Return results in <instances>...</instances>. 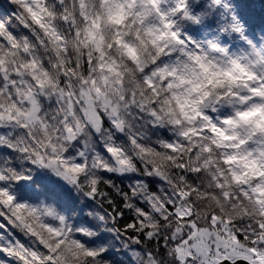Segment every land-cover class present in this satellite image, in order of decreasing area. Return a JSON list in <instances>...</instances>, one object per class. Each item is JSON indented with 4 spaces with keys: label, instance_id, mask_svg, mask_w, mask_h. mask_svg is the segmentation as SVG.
Here are the masks:
<instances>
[{
    "label": "snow or ice",
    "instance_id": "snow-or-ice-1",
    "mask_svg": "<svg viewBox=\"0 0 264 264\" xmlns=\"http://www.w3.org/2000/svg\"><path fill=\"white\" fill-rule=\"evenodd\" d=\"M110 2L124 7V19L111 40L101 34L99 46H84L96 36L95 9ZM159 2L0 5V264H264V218L233 215L223 203L257 200L261 178L226 185L236 146L210 144L208 129L194 135L165 110L162 89L207 53L172 28V14L189 15L185 0L168 12ZM228 103L208 100L206 109ZM202 115L192 128L223 126ZM149 125L176 136L150 135ZM113 172L135 175L122 176L125 184ZM34 193L42 194L36 203ZM103 231L113 239L102 241ZM117 239L131 259L105 258Z\"/></svg>",
    "mask_w": 264,
    "mask_h": 264
},
{
    "label": "clouds",
    "instance_id": "clouds-1",
    "mask_svg": "<svg viewBox=\"0 0 264 264\" xmlns=\"http://www.w3.org/2000/svg\"><path fill=\"white\" fill-rule=\"evenodd\" d=\"M95 11L98 12L99 22L92 32L96 36L89 33L87 39L82 41L84 46H90L89 41L98 45L101 34L103 38L111 40L116 26L125 17L124 7L120 3L110 2ZM70 43L75 44V41ZM131 51L126 49L127 55L131 56ZM114 54L119 56L120 50L116 49ZM250 73L248 64L238 59L219 60L205 54L180 69L171 81V86L162 89V95L166 112L173 119L185 122L187 131L192 129L193 123L204 118L202 114L208 100L228 99L232 111L222 119L223 126L216 128L215 135L208 137V142L213 145L224 144L225 133H228L227 143L236 146L235 151L227 156L236 171L225 177L226 185L253 177L261 178V182L255 188L259 200H244L234 208L227 207V201L223 203L233 215L243 214L246 209L248 217L259 219L264 218V84L253 83ZM249 85H252V89H249ZM181 107L192 115H182ZM196 116L199 118H194ZM249 142H255L256 146L249 147ZM213 155L217 154L214 152Z\"/></svg>",
    "mask_w": 264,
    "mask_h": 264
},
{
    "label": "rangeland",
    "instance_id": "rangeland-1",
    "mask_svg": "<svg viewBox=\"0 0 264 264\" xmlns=\"http://www.w3.org/2000/svg\"><path fill=\"white\" fill-rule=\"evenodd\" d=\"M198 1L199 0H189L188 3L185 2L186 8L187 5H193ZM163 5H165V2H159L158 6L162 11L167 12L163 8ZM188 9L190 8L188 7ZM170 18L174 21L172 25L173 30H179V34L181 35V37L190 39L191 42H193L194 47L198 45L199 48L203 49L204 52L207 53L210 57H216L219 60L238 59L241 62L248 64L254 71H256L258 75H264V38L262 37V34L258 30V28L250 26L246 27L243 26L242 23H238L239 30L229 28L228 30L223 31L212 24H209L210 28L207 29L200 28L201 25H198L200 31L197 34L196 32L194 33L193 31H190L187 25H179V19L177 18L176 14L171 15ZM186 18L188 19V21L192 19L190 15H188ZM231 19H235V16ZM151 20L152 18L150 17L149 22H151ZM219 26H222V23L219 24ZM126 49H131L132 51L130 55L134 58L136 57L137 53L135 48L127 47ZM221 49H223V51H221ZM180 110L182 115H192L191 113L185 112L184 108L182 107ZM231 111L232 107L228 104H215L214 107H209L204 110L205 114H207L214 122L222 121V119L229 115ZM194 118H199V116H196ZM210 125L212 129L215 130L216 128L220 127L219 124ZM171 133L176 135V133L172 131ZM225 137L226 141L223 145L231 147L232 145L227 143V139L229 138L228 133H225ZM248 146L255 147L256 145L255 143L249 142Z\"/></svg>",
    "mask_w": 264,
    "mask_h": 264
},
{
    "label": "trees",
    "instance_id": "trees-1",
    "mask_svg": "<svg viewBox=\"0 0 264 264\" xmlns=\"http://www.w3.org/2000/svg\"><path fill=\"white\" fill-rule=\"evenodd\" d=\"M160 2L161 3L165 2V5H163V8L167 12L170 9L175 8L177 6V0H161ZM185 2L188 3L189 0H185ZM0 5L7 6V4L3 2L2 0H0ZM188 7L190 9H188ZM186 9L189 12L190 17L194 19L193 21L206 23V26H209V24L215 25V24L222 23V24H225L223 25L224 27H228L230 26V21H233L231 18L234 16L235 18L238 17L239 18L238 21L241 22L243 25L251 24V26L258 28L262 34V37L264 38V0H220L219 3H218V0H199L197 3L193 5L192 4L190 6L187 5ZM11 10L14 11V8ZM175 14L177 15V18L179 19L178 20L179 25L187 23V18H186L187 16L183 14V9H181L179 12L174 13V15ZM202 18H205V19L200 21V19ZM73 46L78 47V45L76 44H73ZM205 128L208 129L212 133L213 136L215 135V129H212L210 124H206L196 129L192 128L189 131L193 133L194 135H202L203 129ZM148 130H149V134L153 136L157 135V133L160 136H163L165 138H174L176 136L173 133H171L168 126L161 127L157 130V132H153L152 126L149 125ZM118 135H122V134H118ZM252 143H255V142H252ZM217 145L220 146L223 144H217ZM207 150H210V148H208ZM4 151L5 150L3 148H0V159H2V154L4 153ZM8 154L9 155L12 154L10 150H8ZM226 162H229V160H226ZM134 175L135 173L125 172L123 177L134 176ZM112 176L118 181H121L122 183H125V184L128 183L127 179L121 180L122 176H118L117 173L113 172ZM156 179L158 180L159 178H156ZM234 180H236L235 177H234ZM236 181L238 182L240 180H236ZM152 185L153 187L155 186V180L152 182ZM31 195H32L31 202L36 203L39 196L42 194L34 193ZM27 198H28V194H25V199ZM257 200H259V197L257 198ZM204 203L206 204L208 203V201H205ZM84 219H86L89 224L93 223V220L91 217L85 216ZM113 235L114 234L110 232L103 231L100 233L99 238L102 241H107V240L113 239ZM24 239L27 240V237H25ZM118 248L120 249L119 252H117ZM112 257H115L118 262H122L125 257H127L128 259H131L132 253L128 252L127 249L121 248L120 240L117 239V240H114V247H112L105 254L106 259L112 258ZM12 264H16V262H12ZM133 264H135V261H133Z\"/></svg>",
    "mask_w": 264,
    "mask_h": 264
},
{
    "label": "water",
    "instance_id": "water-1",
    "mask_svg": "<svg viewBox=\"0 0 264 264\" xmlns=\"http://www.w3.org/2000/svg\"><path fill=\"white\" fill-rule=\"evenodd\" d=\"M8 4V0H4ZM125 173L118 174L119 176H123ZM236 264H250L248 261L244 259H239L236 261Z\"/></svg>",
    "mask_w": 264,
    "mask_h": 264
}]
</instances>
